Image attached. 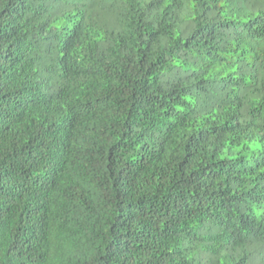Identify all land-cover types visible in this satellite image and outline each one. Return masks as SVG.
I'll list each match as a JSON object with an SVG mask.
<instances>
[{
    "label": "trees",
    "instance_id": "trees-1",
    "mask_svg": "<svg viewBox=\"0 0 264 264\" xmlns=\"http://www.w3.org/2000/svg\"><path fill=\"white\" fill-rule=\"evenodd\" d=\"M0 264H264V0H0Z\"/></svg>",
    "mask_w": 264,
    "mask_h": 264
}]
</instances>
